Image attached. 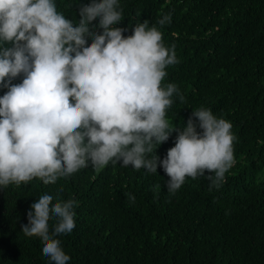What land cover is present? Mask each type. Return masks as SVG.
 <instances>
[{
  "label": "trees",
  "instance_id": "obj_1",
  "mask_svg": "<svg viewBox=\"0 0 264 264\" xmlns=\"http://www.w3.org/2000/svg\"><path fill=\"white\" fill-rule=\"evenodd\" d=\"M91 2L54 0L74 25L79 6ZM118 5L122 20L113 27L126 29L124 37L148 20L165 47L175 45L179 63L166 67L161 86L177 85L184 102L174 94L165 118L180 131L192 111L204 107L229 121L235 164L218 188L207 175L186 177L175 193L168 191L159 162L157 173L110 161L104 167L89 163L48 185L34 178L0 186V264H53L40 238L21 230L30 206L45 194L53 204L77 202L75 228L56 237L70 257L67 264H264V0H118ZM166 14L170 22L160 26ZM98 22L99 17L91 24ZM23 79L19 74L11 84ZM7 90L0 86V96ZM177 131L154 145L159 160L175 146ZM54 223L50 219V232Z\"/></svg>",
  "mask_w": 264,
  "mask_h": 264
},
{
  "label": "clouds",
  "instance_id": "obj_2",
  "mask_svg": "<svg viewBox=\"0 0 264 264\" xmlns=\"http://www.w3.org/2000/svg\"><path fill=\"white\" fill-rule=\"evenodd\" d=\"M118 7V0H92L79 6L74 25L54 0H0V86L8 89L0 96V186L34 178L48 185L89 163L104 167L110 161L149 173H157L159 162L170 193L186 177L207 175L217 188L225 180L235 164L232 124L204 107L191 113L202 131L191 117L183 130L170 124L165 117L173 95L184 102L177 85L161 86L166 67L179 63L175 45L165 47L162 33L149 28L148 20L124 37L126 29L113 27L122 20ZM169 22L166 14L158 24ZM19 74L22 82L11 84ZM173 131L175 146L159 160L154 145ZM52 200L40 196L21 230L40 238L43 255L53 264H67L70 257L56 237L75 228L77 202ZM50 219L55 220L51 232Z\"/></svg>",
  "mask_w": 264,
  "mask_h": 264
}]
</instances>
